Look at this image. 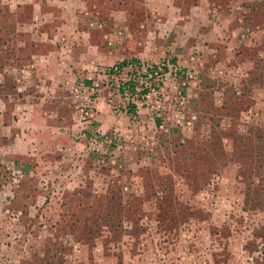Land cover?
<instances>
[{
	"label": "rangeland",
	"instance_id": "obj_1",
	"mask_svg": "<svg viewBox=\"0 0 264 264\" xmlns=\"http://www.w3.org/2000/svg\"><path fill=\"white\" fill-rule=\"evenodd\" d=\"M8 1L0 264H264V0H56L69 70Z\"/></svg>",
	"mask_w": 264,
	"mask_h": 264
},
{
	"label": "crops",
	"instance_id": "obj_2",
	"mask_svg": "<svg viewBox=\"0 0 264 264\" xmlns=\"http://www.w3.org/2000/svg\"><path fill=\"white\" fill-rule=\"evenodd\" d=\"M80 0H74V4L79 3ZM8 4H10L11 7L13 8H18L19 6H29V7H34V11H33V16H32V21L30 24L31 27L29 28V30H32V32H35V34H37V36L39 37H45L46 40L48 42H52L55 43V40H59V43L57 44V46H53L52 47V53L54 54V57L51 59V66L52 64H54L58 70H69V67L66 68V65H68V59H66V57L68 56L66 54V57L63 56V54L65 53V49H66V45L67 42H60V39H67L69 41L70 38H72V36L69 34L66 36V31H63L64 28H61L62 25H64L65 27H67L68 23L62 21L61 24L59 26H56V29H52L51 31H46V30H39L40 23L39 20H43L44 18H46V20H48L49 22H53L55 21V19L53 17H47L49 16L48 13L44 12V9L46 6H57L56 4H60V2L56 1V0H18V2H13V1H8ZM76 18V19H75ZM74 19L76 20V23L78 24L80 19L79 16L76 17L74 16ZM87 31H85L84 29H77L73 31L72 35L74 34L75 36L77 35H82L83 38L87 39L90 37L89 33L87 35L86 33ZM91 34V32H90ZM74 36V37H75ZM55 38V40H54ZM64 40V41H67ZM84 41V40H83ZM89 44V42L87 41L84 46L88 47L87 45ZM41 57L43 58V60H46V58L48 57L46 54H40ZM85 64V63H83ZM84 67V66H82ZM74 68V67H73ZM73 68H71L73 70ZM76 68V67H75ZM78 68V67H77ZM80 71V69H79ZM27 117H32V118H44L46 119V117L43 115V113L41 111H36L34 108L29 109L27 112L23 113L22 117L26 116ZM30 125L32 126H38L40 128H44L46 125L45 124H41L40 122H35L33 121ZM25 132V131H24Z\"/></svg>",
	"mask_w": 264,
	"mask_h": 264
},
{
	"label": "trees",
	"instance_id": "obj_3",
	"mask_svg": "<svg viewBox=\"0 0 264 264\" xmlns=\"http://www.w3.org/2000/svg\"><path fill=\"white\" fill-rule=\"evenodd\" d=\"M175 61L176 60L174 59L173 62H175ZM128 63H130L128 60H124V61L119 63L118 68L121 71H123L127 67ZM133 63L135 65V67H136L139 62L137 60H134ZM154 67L157 69L159 66H154ZM163 69L167 70L166 68H163ZM112 72H114L113 75H112ZM109 75L110 76H116V75H118V73L115 72L113 69H110L109 70ZM149 80L152 81V83H151L152 86L156 84V82H155L156 79L155 78H150ZM91 83L92 82L90 80H86L85 81V85L88 86V87L90 86ZM144 84H146V83H142V85H140V86L144 88L143 94H147V92H149V90H150V87H149V85H144ZM121 86H122L121 88H123V90H124V86L125 87L127 86L129 91L132 92V94H133L136 91V88L139 86V81H136L135 77H133V78L131 77V79L129 81H127L125 83L122 82ZM128 107H129V109L127 111L128 115H131V116H134V117L137 116V114H138V105H137V103L129 102V106Z\"/></svg>",
	"mask_w": 264,
	"mask_h": 264
},
{
	"label": "built area",
	"instance_id": "obj_4",
	"mask_svg": "<svg viewBox=\"0 0 264 264\" xmlns=\"http://www.w3.org/2000/svg\"><path fill=\"white\" fill-rule=\"evenodd\" d=\"M115 71H117V70H119L118 69V67H116L115 69H114ZM146 70V69H145ZM121 71V70H120ZM153 70H150V73H149V75H152L153 73ZM156 73V72H155ZM131 79V77L129 78V80ZM129 92V89L127 88V86L125 87L124 86V93L125 94H127ZM90 113V111L89 110H86V115H88V116H92V114H89Z\"/></svg>",
	"mask_w": 264,
	"mask_h": 264
}]
</instances>
